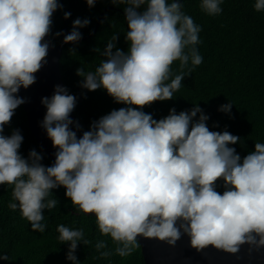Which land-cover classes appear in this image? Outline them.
<instances>
[{
  "label": "clouds",
  "instance_id": "obj_1",
  "mask_svg": "<svg viewBox=\"0 0 264 264\" xmlns=\"http://www.w3.org/2000/svg\"><path fill=\"white\" fill-rule=\"evenodd\" d=\"M111 2L127 5L129 50L115 48L114 35L104 52L107 59L95 71L76 70L84 77L81 86L90 91L103 87L116 102L141 108L172 99L184 77L203 62L196 48L200 26L181 10L179 0ZM221 3L201 0L200 7L217 15ZM87 4L94 6L95 0ZM141 5L145 10L137 11ZM59 7L58 0H0V184L13 185L12 199L18 202H9L8 207L19 208L31 229L43 233V210L58 203L48 199L50 190L64 186L77 211L95 214L100 233L110 235L117 244L115 254L121 257L139 247L138 236L174 244L181 229L197 250L211 245L236 253L244 243L264 245V143H256L255 151L241 162L235 148L229 147L240 138L226 130L210 131L208 116L199 106L179 114L170 109L159 121L136 108H120L93 122L92 130L78 138L69 127L76 97L57 85L50 99L42 98L47 108L42 126L57 148L54 164L44 166L35 150L27 159L20 155L19 130L5 136L3 127L25 102L16 95L20 87L35 82L34 73L49 47L42 41ZM254 8L264 10V0H256ZM64 15L67 19L70 13ZM89 23L74 20L64 42H78L82 36L78 28ZM177 60L180 72L173 78L171 65ZM230 108L225 104L220 110ZM197 113L199 120L193 122ZM220 178L226 187L223 194L215 190ZM178 220L184 222L179 227ZM57 231L61 242H69L66 258L80 264L75 255L78 242L89 243L83 229L60 224ZM95 247L100 250L107 244L101 240ZM112 254L100 252L103 258Z\"/></svg>",
  "mask_w": 264,
  "mask_h": 264
},
{
  "label": "trees",
  "instance_id": "obj_2",
  "mask_svg": "<svg viewBox=\"0 0 264 264\" xmlns=\"http://www.w3.org/2000/svg\"><path fill=\"white\" fill-rule=\"evenodd\" d=\"M179 2L183 5L181 10L201 28L198 34L201 42L196 48L203 62L184 77L172 99L157 100L141 108L116 102L103 87L92 91L82 87L84 77L77 75L76 71L78 68L85 72L95 71L101 61L107 59L104 52L114 35L118 37L115 48L125 52L129 50L130 42L125 39L129 31L124 11L127 5L113 4L111 0H95L94 6L90 7L87 0H58L62 7L54 11L49 31L54 44L70 34L73 21L77 18L90 21L78 31L82 35L91 33L103 10L113 7L104 12L92 37L67 43L63 47L60 66L69 94L76 97L74 111L83 128L90 131L93 122L120 108H136L159 121L170 114V109L174 108L179 114L199 106L208 116L205 123L210 131L226 130L240 138L229 147L235 148L242 162L246 155L255 151L256 143H264V10H255L256 0H222V12L208 15L200 7L201 0ZM145 8L146 5H141L137 11L142 12ZM66 12L70 13L67 19ZM171 70L173 78L179 74V60L173 62ZM225 104H231L230 111L220 110ZM199 116L200 113H197L193 122L198 121ZM15 130H19L23 137L18 150L23 158L27 159L29 152L35 150L42 155L40 162L44 166L54 164L41 151L29 128L22 104L14 110L2 134L10 136ZM13 187L0 184V256L9 257L7 260L0 259V264H74L66 258L69 242H61L58 238L57 227L60 224L83 229L84 239L89 243L78 242L75 255L80 264H145L139 242V247L130 255L121 257L115 254L117 244L110 235L100 233L95 216L77 211L78 206L74 207L70 198L66 197L64 186L50 190L48 199H56L58 203L51 210H43L44 220L41 223L46 225L45 231H33L31 223L22 217L19 208L13 211L8 207L9 202L18 203L12 199ZM215 190L220 194L226 190L223 178L215 182ZM101 240L106 242L107 247L97 250L95 245ZM101 251L113 254L103 258Z\"/></svg>",
  "mask_w": 264,
  "mask_h": 264
},
{
  "label": "water",
  "instance_id": "obj_3",
  "mask_svg": "<svg viewBox=\"0 0 264 264\" xmlns=\"http://www.w3.org/2000/svg\"><path fill=\"white\" fill-rule=\"evenodd\" d=\"M112 8L110 6L106 7L100 14L95 29L89 34L82 35L79 41L92 37L99 27L104 12ZM42 42L47 43L49 47L42 62V67L34 73L35 82L27 88L21 86L16 94L25 101L22 105L27 115L29 128L34 134L41 151L54 163L57 148L53 147L46 129L42 126L47 111L46 105L42 103V98L47 97L50 99L57 85L65 88L67 94H69L60 66L63 47L67 43L63 40L58 44H54L49 33ZM70 118L74 123L69 127L76 132L78 138L82 137L86 130L83 128L74 109L70 113ZM77 125H79L78 128ZM88 215L95 216L94 213ZM181 223L184 222L178 220L177 227ZM258 239L259 237H257ZM137 240L141 245L145 264H264V245L244 243L240 245L236 253L217 249L211 245L197 250L191 246L190 236L183 229H181L180 238L174 244H169L166 240L147 238L142 235L138 236Z\"/></svg>",
  "mask_w": 264,
  "mask_h": 264
}]
</instances>
